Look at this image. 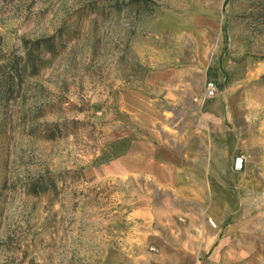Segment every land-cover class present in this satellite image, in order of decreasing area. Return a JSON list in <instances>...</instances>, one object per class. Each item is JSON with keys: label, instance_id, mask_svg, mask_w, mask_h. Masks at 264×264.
<instances>
[{"label": "rangeland", "instance_id": "rangeland-1", "mask_svg": "<svg viewBox=\"0 0 264 264\" xmlns=\"http://www.w3.org/2000/svg\"><path fill=\"white\" fill-rule=\"evenodd\" d=\"M197 31L205 80L218 91L201 109L196 75L186 104L145 83L152 70L200 65ZM47 37L55 52L41 53L37 71L9 88L14 57ZM4 63L0 264H181L184 250L185 264H209L199 248L176 246L207 237L205 208L186 211L128 157L168 144L181 111L194 105L202 114L213 100L244 160L246 175L233 187L248 197L247 218L218 235L233 244L216 248V264H264V0H0ZM51 128L59 129L53 139ZM39 175L51 176L56 191L29 192Z\"/></svg>", "mask_w": 264, "mask_h": 264}, {"label": "crops", "instance_id": "crops-1", "mask_svg": "<svg viewBox=\"0 0 264 264\" xmlns=\"http://www.w3.org/2000/svg\"><path fill=\"white\" fill-rule=\"evenodd\" d=\"M192 33L196 35L197 49L201 52L197 55L200 65L185 63L176 68L152 70L145 77L148 86L164 92V97L183 104L189 102L192 94L189 86L195 79L194 75L197 77L196 85L201 87L209 67L208 63L203 64L202 59L205 51L203 32ZM147 100L151 99L148 97ZM218 103L219 100L208 103L202 114L193 110L194 105L191 109H186L184 105L185 110L178 116L183 118L182 123L168 144L159 147L152 145L151 154H145L143 158H136L132 154L128 157L130 168L133 165L144 168L155 182L171 188L183 200L186 211L192 206L198 210L203 207L205 212L207 210L209 219L215 225L206 224L205 216L200 214L204 210L200 211V222L203 230L207 231V237L178 239L176 246L199 248L200 253H208L209 264H216L217 247L233 244L231 239L218 238L219 233L248 216V209L243 208V200L248 197L238 195L240 190L233 187L246 175L243 170L235 168L239 145L228 144L233 128L226 126V114L219 110ZM124 165L120 167L122 171L127 170ZM233 198L239 200L235 207L231 206ZM227 255L229 251L226 250L222 256ZM188 256L189 252L182 251V255H178V262L185 264Z\"/></svg>", "mask_w": 264, "mask_h": 264}, {"label": "trees", "instance_id": "trees-1", "mask_svg": "<svg viewBox=\"0 0 264 264\" xmlns=\"http://www.w3.org/2000/svg\"><path fill=\"white\" fill-rule=\"evenodd\" d=\"M137 5L145 3L147 0H134ZM26 51L24 55L14 57L11 62V71L7 72L6 82L9 88L16 82H21L24 76L30 72H36L38 69L37 60L40 62L41 53H54L56 50V44L54 37L40 38L32 42L29 46L25 45ZM34 51H38L39 55H35ZM7 64H0V69L4 68ZM12 89V88H11ZM12 92V90H10ZM59 129L51 128L46 134L48 138L53 139L57 136ZM56 183L51 176L39 175L37 178L31 180L27 184V190L34 194H39L45 191H56Z\"/></svg>", "mask_w": 264, "mask_h": 264}, {"label": "built area", "instance_id": "built-area-1", "mask_svg": "<svg viewBox=\"0 0 264 264\" xmlns=\"http://www.w3.org/2000/svg\"><path fill=\"white\" fill-rule=\"evenodd\" d=\"M216 83L211 79H206L203 84V89L199 96L194 97L193 101L196 102L198 108H202L204 104L211 98L217 95Z\"/></svg>", "mask_w": 264, "mask_h": 264}, {"label": "water", "instance_id": "water-1", "mask_svg": "<svg viewBox=\"0 0 264 264\" xmlns=\"http://www.w3.org/2000/svg\"><path fill=\"white\" fill-rule=\"evenodd\" d=\"M244 165V160L242 157H237L235 160V168L237 170H242Z\"/></svg>", "mask_w": 264, "mask_h": 264}]
</instances>
